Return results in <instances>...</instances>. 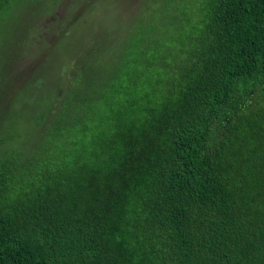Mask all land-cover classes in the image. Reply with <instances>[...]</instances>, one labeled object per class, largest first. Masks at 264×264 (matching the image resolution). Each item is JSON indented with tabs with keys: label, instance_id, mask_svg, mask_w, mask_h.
I'll use <instances>...</instances> for the list:
<instances>
[{
	"label": "trees",
	"instance_id": "obj_1",
	"mask_svg": "<svg viewBox=\"0 0 264 264\" xmlns=\"http://www.w3.org/2000/svg\"><path fill=\"white\" fill-rule=\"evenodd\" d=\"M134 14L26 107L21 149L0 91V264H264V0Z\"/></svg>",
	"mask_w": 264,
	"mask_h": 264
},
{
	"label": "rangeland",
	"instance_id": "obj_2",
	"mask_svg": "<svg viewBox=\"0 0 264 264\" xmlns=\"http://www.w3.org/2000/svg\"><path fill=\"white\" fill-rule=\"evenodd\" d=\"M61 1L22 0L16 13L19 25L8 27L0 22V91L14 101L13 114L19 116L2 137L11 134L9 146L14 149L24 147L31 130L22 122L32 114L26 107L41 98L45 106L50 105L56 90L67 85L77 57L99 40L107 42L134 13H150L161 0H79L77 8L56 18L55 11H67ZM6 14L0 10V18Z\"/></svg>",
	"mask_w": 264,
	"mask_h": 264
}]
</instances>
